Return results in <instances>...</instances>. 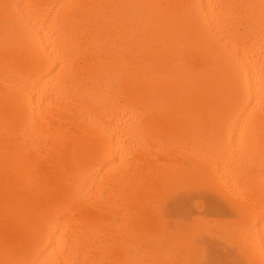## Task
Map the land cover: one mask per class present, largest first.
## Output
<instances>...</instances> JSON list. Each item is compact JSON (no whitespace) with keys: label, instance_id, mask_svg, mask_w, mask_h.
<instances>
[{"label":"bare ground","instance_id":"6f19581e","mask_svg":"<svg viewBox=\"0 0 264 264\" xmlns=\"http://www.w3.org/2000/svg\"><path fill=\"white\" fill-rule=\"evenodd\" d=\"M0 264H264V0H0Z\"/></svg>","mask_w":264,"mask_h":264}]
</instances>
